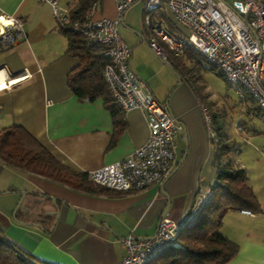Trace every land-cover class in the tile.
I'll return each mask as SVG.
<instances>
[{"label": "crops", "instance_id": "1", "mask_svg": "<svg viewBox=\"0 0 264 264\" xmlns=\"http://www.w3.org/2000/svg\"><path fill=\"white\" fill-rule=\"evenodd\" d=\"M0 15L20 18L25 33L13 46L0 47V70L6 80L28 73L0 90V129L23 127L56 160L77 173L122 159L146 141L148 128L141 109L122 110L117 115L120 129L101 98H80L70 88L67 75L79 61L66 54V37L49 4L0 0ZM116 16L114 0H99L92 14L93 19ZM125 21L131 28L119 33L130 47L128 64L154 98L167 103L169 113L182 124L184 131L175 136V165L184 157L162 187L110 195L75 189L0 161V231L7 234L13 226L21 228L29 235L27 242L20 241L22 245L3 236L54 264H116L125 255L120 239L151 237L161 216L182 221L193 203L199 179L209 190L214 175L215 147L206 133L202 103L187 85L167 96L175 79H170L157 54L147 49L145 32H138V26L131 23L127 8L119 25ZM13 176L20 177V182L12 183ZM166 195L170 203L164 211ZM19 196L26 224H15L9 217ZM233 232H222L239 243L238 254L227 264H264V245L248 238L236 240Z\"/></svg>", "mask_w": 264, "mask_h": 264}, {"label": "built area", "instance_id": "2", "mask_svg": "<svg viewBox=\"0 0 264 264\" xmlns=\"http://www.w3.org/2000/svg\"><path fill=\"white\" fill-rule=\"evenodd\" d=\"M39 1L49 4L58 26L77 32L86 48L104 49L101 77L106 88L123 111L141 109L148 128L147 139L142 145L122 159L89 171V180L119 193L140 191L153 185L159 188L175 165V136L184 128L154 98L146 82L128 64L130 47L121 38L117 27L123 11L135 0H114L117 11L114 19H93L96 3H92L82 21L69 18L70 3L61 6L59 0ZM141 1L150 50L163 61L166 60V53L158 45V40L176 54L184 48L198 52L218 68L241 98L247 93L264 114V4L261 0ZM162 11L169 15L177 31L170 30L161 22ZM24 37L20 18L0 15L1 48H9ZM26 75L27 72L5 79L0 90ZM201 114L208 139L216 141L211 116L204 106L201 107ZM208 191V185L199 179L193 203L182 221L161 216L151 238L128 236L120 239L125 255L116 264H147L173 246L180 231L196 219L208 198ZM239 211L251 215L247 209Z\"/></svg>", "mask_w": 264, "mask_h": 264}, {"label": "trees", "instance_id": "3", "mask_svg": "<svg viewBox=\"0 0 264 264\" xmlns=\"http://www.w3.org/2000/svg\"><path fill=\"white\" fill-rule=\"evenodd\" d=\"M98 1L74 0L69 10V18L82 21L90 5ZM261 1L264 4V0ZM165 14V11L160 13V16L165 18V25L170 30L177 31ZM60 32L67 40L66 54L76 57L79 61L78 65L67 75L68 85L80 98L89 100L101 98L105 107L110 111L114 125H119L121 129V121L117 119V115L122 112V109L106 88L101 77V69L105 62L104 49L102 47L86 48L82 37L69 28H60ZM191 51L199 54L190 48L182 50L192 57L194 55ZM165 61L169 62L167 55ZM168 66L176 71L171 62ZM219 74L222 76L220 71ZM245 95L246 99L253 102L258 109L256 102L246 93L244 97ZM253 110L255 111L252 113L257 114V110L255 108ZM212 120L214 121L213 116H211V122ZM214 131L216 141H211L215 147L214 175L209 185L210 193L207 200L196 219L180 231L173 246L149 260L147 264H227L238 254L239 245L220 231L224 215L228 211L241 209H247L252 214L262 211L252 189L246 184L247 177L243 169L237 166L233 159H230L231 143H226L225 135L224 139L222 138L223 131L219 127ZM0 161L6 166L18 168L89 193L108 195L119 193L92 183L87 173H77L61 164L19 125H10L0 129ZM42 196L47 197L44 194ZM0 264L54 263L37 258L7 240L0 231Z\"/></svg>", "mask_w": 264, "mask_h": 264}, {"label": "rangeland", "instance_id": "4", "mask_svg": "<svg viewBox=\"0 0 264 264\" xmlns=\"http://www.w3.org/2000/svg\"><path fill=\"white\" fill-rule=\"evenodd\" d=\"M73 2L74 0H59L61 6H65L68 3L72 4ZM127 10L131 23L138 26V32L142 30L146 35L142 20V1L136 0L132 2L127 7ZM165 15L169 18L168 14ZM159 19L162 23H165V18L160 16ZM152 22L153 24L155 23L154 17H152ZM130 28L129 23L125 21L124 25H119L118 32L122 29L129 30ZM120 36L123 39V36ZM158 45L164 50L169 62L173 64L176 70L171 69L168 66L169 62L161 60L156 55L157 60L162 65H165V71L170 79H175L172 87L167 92V96H171L173 92L178 93L181 91L182 86H188L187 89L191 94L196 99H199L202 103L201 106H204L210 116H213V129L215 130L219 127L223 131L222 138L225 135L227 137L225 139L226 143H231L230 159H233L235 164L243 169L247 177L246 184L252 189L262 208L260 213L254 214L252 217L241 214L239 210L228 211L223 217L224 224L221 231L232 232V234L235 231L236 240L241 241L244 238H248L257 242V244L264 245V114L255 107L253 102L246 99V95L241 98L237 91L219 74L218 68L204 57L192 51L194 55L192 57L182 51L175 54V56L159 40ZM147 49L151 51L148 45ZM178 78L181 83L177 84ZM253 108L257 110V114L252 113L255 111ZM7 171H10V169ZM20 180L21 178L18 176L11 177L12 183L17 184ZM212 180L213 177L209 182L211 183ZM19 199L20 196L9 216L15 224H17L16 220L23 221L20 211L22 205L20 204L17 212L15 210ZM13 212L15 219H12ZM3 235L19 243V245L21 244L20 241L27 242V238H29V235L22 231L21 228H16L15 226L9 229L7 234L3 233ZM237 244L239 245L238 242Z\"/></svg>", "mask_w": 264, "mask_h": 264}, {"label": "water", "instance_id": "5", "mask_svg": "<svg viewBox=\"0 0 264 264\" xmlns=\"http://www.w3.org/2000/svg\"><path fill=\"white\" fill-rule=\"evenodd\" d=\"M136 1V0H135ZM180 82V79L178 78V82H177V84ZM164 106H165V108L167 109V111L169 112V109H168V105H167V103H164ZM171 114V113H170ZM183 157H184V155L181 157V159L178 161V163L176 164V165H174V167L172 168V170L170 171V173L163 179V181L161 182V184H160V187H162L163 186V184L168 180V178L174 173V171L178 168V166L181 164V162H182V160H183ZM161 192H163V191H161ZM163 193H165V192H163ZM23 194H24V192H22L21 191V195L23 196ZM166 197H167V203H166V207H165V209H164V211L168 208V206H169V203H170V199H169V197H168V195H166ZM52 201H53V199H52ZM20 203H21V199H19V201H18V203H17V205H16V209L20 206ZM15 209V210H16ZM15 212V211H14ZM14 212H13V214H12V218L13 219H15V217H14ZM55 218H56V213H55ZM16 221H18L19 223H21V224H26V223H24L23 221H19V220H16ZM54 222H55V219L53 220V224H54ZM153 236V235H152ZM151 236V237H152ZM151 237H143L144 239H147V238H151ZM136 239H138L139 237H135Z\"/></svg>", "mask_w": 264, "mask_h": 264}, {"label": "bare ground", "instance_id": "6", "mask_svg": "<svg viewBox=\"0 0 264 264\" xmlns=\"http://www.w3.org/2000/svg\"><path fill=\"white\" fill-rule=\"evenodd\" d=\"M5 73H3L2 70H0V89L2 87H4V83H5V76H4Z\"/></svg>", "mask_w": 264, "mask_h": 264}]
</instances>
